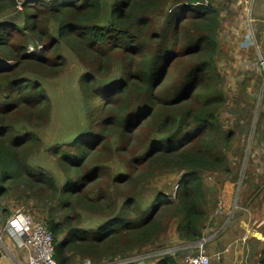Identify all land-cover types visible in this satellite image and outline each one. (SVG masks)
Returning a JSON list of instances; mask_svg holds the SVG:
<instances>
[{
	"label": "trees",
	"instance_id": "1",
	"mask_svg": "<svg viewBox=\"0 0 264 264\" xmlns=\"http://www.w3.org/2000/svg\"><path fill=\"white\" fill-rule=\"evenodd\" d=\"M204 1L0 0V190L42 208L32 207L44 211L59 264L167 250L157 243L175 221L181 242L203 238L218 199L202 173H232L222 147L230 137L220 121L226 102L211 81L220 8L198 4ZM64 45L86 71L79 79L84 123L51 149L65 175L59 185L29 163L42 144L31 127L52 110L29 74H59ZM117 156L126 171L113 176L108 164ZM83 208L104 222L84 228ZM184 252L147 254L134 264H179Z\"/></svg>",
	"mask_w": 264,
	"mask_h": 264
},
{
	"label": "rangeland",
	"instance_id": "2",
	"mask_svg": "<svg viewBox=\"0 0 264 264\" xmlns=\"http://www.w3.org/2000/svg\"><path fill=\"white\" fill-rule=\"evenodd\" d=\"M25 1L18 0L19 6ZM213 5L220 8L221 26L215 39L217 50L214 54L211 81L217 86L219 94L223 95L226 102L225 105L220 106V121L224 133H230V137L222 143V147L232 173L230 175L213 171L202 173L206 186L218 199L217 209L212 213V220L208 222L203 238L208 239L216 235L217 238L228 243L236 234L234 229L236 210L233 208L237 204L236 201L230 203L229 207L233 212L227 207L224 208L226 200L222 196V190L219 189L221 188L219 180L222 183L235 181L234 186L238 184L241 186L242 183L264 184V0L255 1L250 27L245 24L246 17L236 0H223L214 2ZM42 48L41 44L37 46V49ZM34 50L35 48L30 46L28 52ZM62 53L67 60L66 66L56 76L29 74L31 79L37 80L45 87L52 103L50 114L41 119L39 124L31 127L41 138L42 144L30 157L29 163L42 167L56 178L59 185L64 183L65 175L51 149L57 144L70 142L71 137L73 138L71 135L77 133L84 123L79 79L86 71L81 59L70 48L64 45ZM180 75L181 73H177L175 76L180 77ZM184 84H180L177 89L179 90ZM108 165L113 176L126 171L125 160L118 156L112 158ZM180 175L181 173L177 174V177ZM169 184L174 185V191L178 188L175 180H171ZM105 185L106 182H103L97 188H104ZM214 187L219 188L215 191ZM253 188L257 189L258 186L254 185ZM9 195L13 198L17 197L15 191H11L3 196L4 199ZM34 203L35 200L33 203L30 201L24 204L37 216L41 215L40 213L44 211L39 210L40 213L34 211L32 208ZM35 206L42 209L37 203ZM81 215L82 225L87 229H96L105 220L101 214L86 208L81 209ZM224 232L232 234L221 237ZM165 237L161 238L157 245L170 247L180 243L169 242ZM177 251L178 249H175L174 252ZM124 256L116 260L127 258ZM210 256L212 257L211 253ZM182 258V255L177 258L179 264L182 263ZM84 259L91 260L88 257ZM74 261L81 263L83 259L74 258L72 264H75Z\"/></svg>",
	"mask_w": 264,
	"mask_h": 264
},
{
	"label": "crops",
	"instance_id": "3",
	"mask_svg": "<svg viewBox=\"0 0 264 264\" xmlns=\"http://www.w3.org/2000/svg\"><path fill=\"white\" fill-rule=\"evenodd\" d=\"M234 182H223L221 190L223 192L222 196L226 200L224 208L227 207L230 210V203L237 202L234 214L236 219L234 224L236 234L228 243L223 241V239L217 238L216 235L208 238L207 250L209 255L210 253L212 254L210 264H260V257L263 251L261 246H264V184L242 183L241 186L239 184L234 186ZM254 185H257L258 188L254 189ZM3 196L0 190V264H24L31 254V249H17L12 241L3 233V225L8 216L13 214L18 207L25 204L24 202L19 203L21 201L10 195L6 196L5 199ZM7 208L10 211L9 214L4 212ZM212 216L213 214L206 223L204 234L208 227V222L212 220ZM177 227L178 222L175 221L161 238L163 239L166 236L165 238L169 242L180 243L173 244L167 250L155 249L143 255H156L162 251H169L171 249L174 251L175 249L180 250L183 249V246L191 245L192 243L180 241ZM231 234L224 232L221 237H227ZM183 254L181 255L184 256ZM136 262L144 263V260L139 259ZM74 263L80 264L77 261H74Z\"/></svg>",
	"mask_w": 264,
	"mask_h": 264
},
{
	"label": "built area",
	"instance_id": "4",
	"mask_svg": "<svg viewBox=\"0 0 264 264\" xmlns=\"http://www.w3.org/2000/svg\"><path fill=\"white\" fill-rule=\"evenodd\" d=\"M246 17L245 24L250 27L251 15L256 0H236ZM219 1L205 0L198 3L208 6ZM237 204V202H236ZM223 208V207H222ZM237 208V205L233 208ZM233 212V211H231ZM3 233L14 246L19 249H31V254L24 264H59L56 260V239L43 214L36 215L27 205H21L13 214L7 217L3 225ZM208 239L185 246L181 264H210L211 256L207 252ZM147 255L138 254L120 260L96 263L83 259L80 264H134L138 259L144 260Z\"/></svg>",
	"mask_w": 264,
	"mask_h": 264
},
{
	"label": "bare ground",
	"instance_id": "5",
	"mask_svg": "<svg viewBox=\"0 0 264 264\" xmlns=\"http://www.w3.org/2000/svg\"><path fill=\"white\" fill-rule=\"evenodd\" d=\"M184 257V256H183ZM141 259V258H140ZM139 260V259H138Z\"/></svg>",
	"mask_w": 264,
	"mask_h": 264
}]
</instances>
